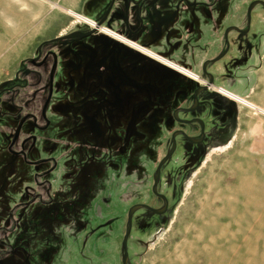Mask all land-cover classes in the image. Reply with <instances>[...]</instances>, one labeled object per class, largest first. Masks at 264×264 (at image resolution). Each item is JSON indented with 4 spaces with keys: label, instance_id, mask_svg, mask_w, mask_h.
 Instances as JSON below:
<instances>
[{
    "label": "flooded vegetation",
    "instance_id": "af4514ba",
    "mask_svg": "<svg viewBox=\"0 0 264 264\" xmlns=\"http://www.w3.org/2000/svg\"><path fill=\"white\" fill-rule=\"evenodd\" d=\"M80 11L0 81V264L139 263L264 64V0Z\"/></svg>",
    "mask_w": 264,
    "mask_h": 264
},
{
    "label": "rangeland",
    "instance_id": "374dc122",
    "mask_svg": "<svg viewBox=\"0 0 264 264\" xmlns=\"http://www.w3.org/2000/svg\"><path fill=\"white\" fill-rule=\"evenodd\" d=\"M84 0H0V81ZM238 105L236 133L188 182L166 230L136 264H264V64Z\"/></svg>",
    "mask_w": 264,
    "mask_h": 264
},
{
    "label": "water",
    "instance_id": "95a60500",
    "mask_svg": "<svg viewBox=\"0 0 264 264\" xmlns=\"http://www.w3.org/2000/svg\"><path fill=\"white\" fill-rule=\"evenodd\" d=\"M236 96L238 97V98H241V94H237L236 93ZM223 99V98H222ZM227 101V103L229 104V106H231L232 108H233V110H235L236 112H237V104L236 103H234V102H232V101H229V100H226ZM237 122V121H236ZM237 130V126H236V128H235V130L233 131L234 133H232V135L230 136V138L227 140V142L226 143H224L221 147H219V148H225V147H227L228 145H229V143L231 142V139H233V137H234V135H235V131Z\"/></svg>",
    "mask_w": 264,
    "mask_h": 264
},
{
    "label": "bare ground",
    "instance_id": "6f19581e",
    "mask_svg": "<svg viewBox=\"0 0 264 264\" xmlns=\"http://www.w3.org/2000/svg\"><path fill=\"white\" fill-rule=\"evenodd\" d=\"M235 101H237L238 105L241 104L243 106H246V107H249V108H253L254 110L261 111L260 109L255 108V106H253L252 104L248 103L247 101H245L243 99H239V98L235 97Z\"/></svg>",
    "mask_w": 264,
    "mask_h": 264
}]
</instances>
